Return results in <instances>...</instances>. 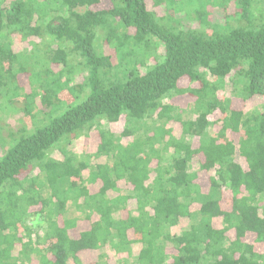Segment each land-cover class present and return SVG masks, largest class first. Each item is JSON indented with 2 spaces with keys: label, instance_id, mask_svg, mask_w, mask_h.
Segmentation results:
<instances>
[{
  "label": "trees",
  "instance_id": "trees-1",
  "mask_svg": "<svg viewBox=\"0 0 264 264\" xmlns=\"http://www.w3.org/2000/svg\"><path fill=\"white\" fill-rule=\"evenodd\" d=\"M0 150V264H264V0H0Z\"/></svg>",
  "mask_w": 264,
  "mask_h": 264
},
{
  "label": "rangeland",
  "instance_id": "rangeland-1",
  "mask_svg": "<svg viewBox=\"0 0 264 264\" xmlns=\"http://www.w3.org/2000/svg\"><path fill=\"white\" fill-rule=\"evenodd\" d=\"M149 1V0H148ZM150 4H151V1H150ZM110 5V3L109 2H103L102 3V5L100 6V7H108ZM192 7H193V10L195 9V8H198V7H200V5H197L196 7L194 6V5H192ZM183 15V14H182ZM219 15H221L222 16V12H221V10L220 9H216V13H215V16H219ZM17 45H19L21 48H24V45H27V43L26 42H22V41H20V40H17ZM105 48L106 49H108L107 48V46H105ZM36 57H38V56H36ZM79 60H81V58H79ZM79 60H77L76 59V63H77V61H79ZM44 60L42 61V64H44ZM39 65H41V64H39ZM64 98L66 97L67 99L66 100H68V101H70V100H72V96H71V94L68 92V89H66V91L65 92H63V95H62ZM86 99V96H84L83 94H80V96L78 97V99L75 101V97H74V99H73V102L74 103H72V104H78V103H80V102H82V101H84ZM182 102L184 103V102H187L188 100H189V96H185V97H182ZM25 100H26V98L25 97H22L21 99H17L15 102H16V104H18V106H22L24 103H25ZM262 102V100L261 99H251L249 102H248V104H247V106L245 107L246 108V110H248L251 106H253L254 104H257V103H261ZM40 103V102H39ZM69 103V102H68ZM3 112H5L7 115H10L9 116V119H8V122H9V124L10 125H13V126H18L20 123H19V116H17V115H15V109H12L11 108V106H9L8 107V105H6L5 107H4V109L2 110V112L1 113H3ZM220 116V113L218 112V111H216L213 115H211L210 116V118L211 119H216V118H218ZM26 123H27V125L29 126V127H32V123L30 122V118H27V120H26ZM123 127V123L122 122H120L119 123V125H117L116 126V129H120V128H122ZM168 127H174V129H178V125H176V123L175 122H170L169 123V125H168ZM96 139H97V136L95 135V133H89L88 134V136H81L80 138H78V139H75V140H73V145H72V148H73V150H74V152L75 153H77L79 156H81L82 154H84V153H93L94 151H96V149H97V142H96ZM131 140V138H128V137H126V138H124L123 140H122V142L124 143V144H127L129 141ZM1 151V150H0ZM93 161H97V160H93ZM196 167V169H197V167H198V164H196L195 165ZM38 172V170H36L35 171V173H37ZM210 174V172H208V173H202V179L205 181V184H204V189L205 190H207L208 189V183H207V177H208V175ZM84 175L85 176H87L88 175V171H85V173H84ZM187 221V220H186ZM214 223H215V225H217V226H219V227H222V223H221V220H219V219H215V221H214ZM180 230H181V228H180V225L179 226H177L175 229H174V231L175 232H180ZM76 234H77V232H76ZM234 231H230L229 233H228V235L229 236H234ZM249 240H253V238H249ZM19 249H20V247L18 246L17 247V250H16V253L19 251ZM107 252H109L110 253V251L109 250H107ZM84 263L85 264H87V263H89L90 261H89V258H87V257H84ZM93 262V261H92Z\"/></svg>",
  "mask_w": 264,
  "mask_h": 264
}]
</instances>
